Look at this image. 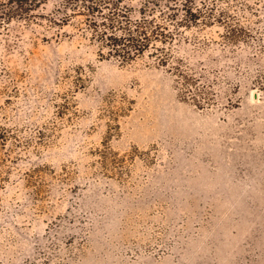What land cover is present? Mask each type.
Listing matches in <instances>:
<instances>
[{
  "label": "rangeland",
  "instance_id": "rangeland-1",
  "mask_svg": "<svg viewBox=\"0 0 264 264\" xmlns=\"http://www.w3.org/2000/svg\"><path fill=\"white\" fill-rule=\"evenodd\" d=\"M205 1L167 65L60 0L0 23V264H264V0Z\"/></svg>",
  "mask_w": 264,
  "mask_h": 264
},
{
  "label": "trees",
  "instance_id": "trees-1",
  "mask_svg": "<svg viewBox=\"0 0 264 264\" xmlns=\"http://www.w3.org/2000/svg\"><path fill=\"white\" fill-rule=\"evenodd\" d=\"M46 1L0 0V23L12 19L32 20L38 15L35 11ZM56 9L61 14L50 19L55 23L67 21L72 14H84L94 37L100 38L122 62L133 60L154 47L159 51L158 60L167 65V52L163 54L164 47L155 46L156 42H172L181 27L191 24L222 23L221 16L215 14V6L205 0H142L138 8L125 0H60ZM170 68L189 84L190 78L179 66ZM190 95L197 101L195 93Z\"/></svg>",
  "mask_w": 264,
  "mask_h": 264
}]
</instances>
